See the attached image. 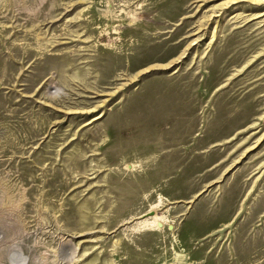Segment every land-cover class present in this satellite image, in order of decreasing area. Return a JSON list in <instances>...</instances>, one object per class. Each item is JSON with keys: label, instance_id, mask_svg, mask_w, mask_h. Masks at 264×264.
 <instances>
[{"label": "rangeland", "instance_id": "374dc122", "mask_svg": "<svg viewBox=\"0 0 264 264\" xmlns=\"http://www.w3.org/2000/svg\"><path fill=\"white\" fill-rule=\"evenodd\" d=\"M0 264H264V0H0Z\"/></svg>", "mask_w": 264, "mask_h": 264}, {"label": "bare ground", "instance_id": "6f19581e", "mask_svg": "<svg viewBox=\"0 0 264 264\" xmlns=\"http://www.w3.org/2000/svg\"><path fill=\"white\" fill-rule=\"evenodd\" d=\"M107 13H108V11H107ZM106 13V14H107ZM108 15V14H107ZM126 16V15H125ZM120 17V16H119ZM105 35H107L106 33H105ZM104 36V35H103ZM165 222V221H164ZM140 224V223H139ZM160 225V219L154 214V216L152 217V221H149V222H147V223H143V226H148V227H157L158 228V226ZM138 228V227H137Z\"/></svg>", "mask_w": 264, "mask_h": 264}]
</instances>
